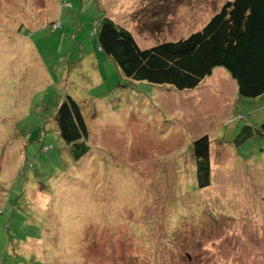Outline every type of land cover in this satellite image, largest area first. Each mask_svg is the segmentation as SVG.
<instances>
[{"label":"rangeland","instance_id":"1","mask_svg":"<svg viewBox=\"0 0 264 264\" xmlns=\"http://www.w3.org/2000/svg\"><path fill=\"white\" fill-rule=\"evenodd\" d=\"M227 1L0 0V264H264V94L222 67L192 90L129 81L93 34L105 14L149 48ZM65 94L89 128L78 160Z\"/></svg>","mask_w":264,"mask_h":264},{"label":"trees","instance_id":"2","mask_svg":"<svg viewBox=\"0 0 264 264\" xmlns=\"http://www.w3.org/2000/svg\"><path fill=\"white\" fill-rule=\"evenodd\" d=\"M58 26L51 24L50 29ZM93 34L100 51L129 81L192 90L222 67L236 81L240 97L264 94V0H228L200 30L149 48H142L130 30L105 14ZM53 120L74 160L90 150L89 128L78 99L65 94ZM210 142L204 135L193 143L200 188L211 183Z\"/></svg>","mask_w":264,"mask_h":264},{"label":"built area","instance_id":"3","mask_svg":"<svg viewBox=\"0 0 264 264\" xmlns=\"http://www.w3.org/2000/svg\"><path fill=\"white\" fill-rule=\"evenodd\" d=\"M58 25H60V24H55V27L58 26Z\"/></svg>","mask_w":264,"mask_h":264},{"label":"crops","instance_id":"4","mask_svg":"<svg viewBox=\"0 0 264 264\" xmlns=\"http://www.w3.org/2000/svg\"><path fill=\"white\" fill-rule=\"evenodd\" d=\"M212 16H213V15H212ZM212 16H211V17H212ZM211 17H210V19H211ZM210 19H209V20H210ZM209 20H208V21H209ZM191 33H192V32H191ZM191 33H190V34H191ZM190 34H189V35H190Z\"/></svg>","mask_w":264,"mask_h":264}]
</instances>
